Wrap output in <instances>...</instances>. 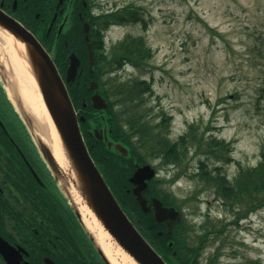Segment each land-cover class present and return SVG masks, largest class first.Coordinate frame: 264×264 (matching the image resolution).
Masks as SVG:
<instances>
[{"label":"rangeland","instance_id":"rangeland-1","mask_svg":"<svg viewBox=\"0 0 264 264\" xmlns=\"http://www.w3.org/2000/svg\"><path fill=\"white\" fill-rule=\"evenodd\" d=\"M99 1L105 12L135 6L145 20L109 26L104 36L107 51L126 35L143 36L152 50L143 66L127 64L104 76L149 81L152 92L145 93L136 110L141 114L148 110L151 124L158 122L160 113L170 114V138L197 123L199 131L206 126L215 128L207 130L206 136L214 133L230 144L225 152L231 158L227 163L202 152L195 154L192 147L187 155L188 171L175 179L180 166H158L161 189L175 196L191 238L202 236L205 241L203 258L217 250L214 264H264V208L234 222L231 206L197 176L199 158L210 168L214 163L221 165L229 179L239 164L253 166L260 158L264 143V0ZM3 45L0 77L7 88L8 78L15 84L16 79ZM12 47L23 59L15 43ZM207 219L212 228L206 235L202 226ZM197 260L202 263L198 256Z\"/></svg>","mask_w":264,"mask_h":264},{"label":"trees","instance_id":"trees-1","mask_svg":"<svg viewBox=\"0 0 264 264\" xmlns=\"http://www.w3.org/2000/svg\"><path fill=\"white\" fill-rule=\"evenodd\" d=\"M99 25L102 32L91 26L89 40L94 53V69L92 74L87 71V50L83 34L78 44L68 42L66 50H74L81 59L83 72L70 84L67 89L70 98L79 110L78 115H83L85 120L80 122L88 151L97 163L102 175L117 198L122 209L139 226L142 233L153 245V247L171 264H199L195 252H186L183 238L176 236V228L180 227L182 220L175 224L171 233L158 235L156 229L161 228L151 216L144 213L132 193L127 192L129 187L127 180L133 169L134 162L158 161L161 166L173 164L180 166L173 177L177 178L182 172L186 173L190 165L188 151L192 147L194 153H204L216 161L229 162L230 157H225L229 149V142L219 138L214 133L206 136L209 128L206 126L198 130L197 123L188 125L187 130L175 139L169 137V119L165 113H161V120L151 124L148 121L149 111L141 114L138 107L145 100V93L152 92V85L146 79L118 81L116 78H105V73L115 71L124 64L129 63L135 67L143 66L152 57L151 47L147 45L143 36L127 35L107 51L104 43L103 30L112 24H126L130 22L145 23L143 15L135 6H122L100 17ZM96 30V31H95ZM95 34V36L93 35ZM61 44V49H62ZM57 51V57H59ZM64 73L65 65H60ZM94 78L98 81L97 90L106 98L107 108L99 112L92 109L88 89V80ZM83 100L87 103L82 106ZM137 109V110H136ZM99 114L104 115V119ZM107 127L109 138L122 142L128 149V155L122 156L114 149H108L104 141L97 140L89 131L92 126ZM209 158V160H210ZM208 167V162L198 159L197 176L205 184L212 187L214 194L223 203L232 206L234 222L248 216L259 208H264V143L260 150V158L253 166H242L239 164L237 172L229 179L222 171L221 165ZM173 177L171 180H173ZM163 179L154 178L147 187L149 194L160 198L164 204H170L179 208L174 195L158 187ZM137 219L140 220L138 223ZM205 230L212 228L210 220H206ZM180 231V229L178 230ZM207 233V232H206ZM199 238V237H198ZM202 238V236H200ZM172 241V245H167ZM175 250L173 255L171 252Z\"/></svg>","mask_w":264,"mask_h":264},{"label":"flooded vegetation","instance_id":"flooded-vegetation-1","mask_svg":"<svg viewBox=\"0 0 264 264\" xmlns=\"http://www.w3.org/2000/svg\"><path fill=\"white\" fill-rule=\"evenodd\" d=\"M99 2L0 0V11L35 36L64 78L66 72L60 65L67 69L70 52L63 51L61 44H78L81 32L84 39L85 24L88 32L91 26L98 28L103 13ZM22 104L18 103L16 110L13 100L0 89V264H113L96 228L89 224L85 204L74 197L72 183L65 176H57L43 156L35 138L37 124L31 123L33 129L29 127L23 113L30 112ZM143 194L153 196L146 191ZM150 202L147 198L148 206ZM149 210L154 216L153 208ZM171 222L161 223L156 233L162 234ZM136 227L140 230L137 223ZM176 230L186 252L198 254L202 264H213L217 250L203 258L205 241L191 238L188 224Z\"/></svg>","mask_w":264,"mask_h":264},{"label":"water","instance_id":"water-1","mask_svg":"<svg viewBox=\"0 0 264 264\" xmlns=\"http://www.w3.org/2000/svg\"><path fill=\"white\" fill-rule=\"evenodd\" d=\"M0 28L7 32L15 41L23 44V60L27 64L28 70L39 90L43 105L56 128L59 142L64 152L66 167L61 166L50 146L40 136L35 134V138L43 156L55 173L58 174L57 176L67 177L72 183L74 191L77 192V195L85 204L84 206L88 208L95 220L135 262L138 264H167L121 209L88 152L80 131L77 113L66 88V83L73 81L77 75L80 59L74 52L70 53L69 66L63 80L52 58L42 48L36 38L20 23L6 16L1 11ZM84 31L85 39L87 40L89 70L91 71L94 59L90 43L88 42L86 26ZM0 66L2 67V65ZM11 84H15L13 79H10ZM16 88L15 86L12 94L16 102L22 104V98ZM96 88L97 82L94 80L90 81L89 89ZM90 99L93 108L106 109V100L100 93L94 92ZM23 114L25 115V120L29 121V127L33 129L31 123H36L35 119H33L34 117L30 113ZM79 119L84 120L82 116ZM94 133L98 139L104 138L108 148L114 147L121 155H127V149L119 142L108 140L105 131L95 129ZM154 175L155 170L149 164H143L136 166V169L129 177V181L134 184L132 192L145 211L148 208L145 206L146 201L142 196V191L146 188L147 181ZM151 206L154 208V217L159 223L178 219V212L172 207L163 206L157 198H151Z\"/></svg>","mask_w":264,"mask_h":264},{"label":"bare ground","instance_id":"bare-ground-1","mask_svg":"<svg viewBox=\"0 0 264 264\" xmlns=\"http://www.w3.org/2000/svg\"><path fill=\"white\" fill-rule=\"evenodd\" d=\"M14 43L18 51H24L23 44L15 41L7 32L0 28V44H4L3 47L11 58L10 71L12 76L16 79V84L11 85L9 80L6 90L10 96H13L12 90L15 86L17 87L16 89L22 98L23 104L36 121L37 128L35 129V134L40 136L41 139L50 146L51 151L55 158L59 160L61 166L66 167L67 164H65L63 156L64 152L60 145L56 128L43 105L39 90L28 70L25 60L19 59L16 55V51L12 47ZM9 85L10 88L8 87ZM74 197L78 202H81L77 192L74 193ZM84 208L87 210L86 214H88L91 219L89 224L94 230L96 228L101 240V245L111 262L113 264H138L102 228L88 208L86 206H84Z\"/></svg>","mask_w":264,"mask_h":264}]
</instances>
